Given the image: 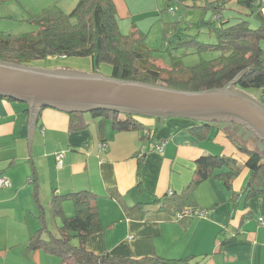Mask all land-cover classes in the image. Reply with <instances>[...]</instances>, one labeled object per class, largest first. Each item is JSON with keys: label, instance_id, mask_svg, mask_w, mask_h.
Listing matches in <instances>:
<instances>
[{"label": "crops", "instance_id": "1", "mask_svg": "<svg viewBox=\"0 0 264 264\" xmlns=\"http://www.w3.org/2000/svg\"><path fill=\"white\" fill-rule=\"evenodd\" d=\"M112 1L122 34L139 31L147 38L155 28L161 35L162 0ZM3 2L10 5L8 12L15 11V4L27 7L23 0ZM32 2L44 6L39 10L35 4L30 6L35 7L32 16H38L63 1ZM29 112L25 102L0 97V174L9 181L8 186L0 187V264H59L57 255L30 249L28 242L43 225L58 234L60 218L52 214L50 202L54 195L80 190L98 196L104 228L86 243L95 254L133 259L157 256L168 264H264V196L253 197L244 207L241 193L249 175L247 168L233 180V196L214 178L193 188L191 206L206 209V216L176 219L152 199L184 192L194 177L196 160L203 155L243 158L224 129H211L206 140H199L190 132L195 124L192 119L137 116L138 122L156 131L148 142L140 139L138 131L112 130L104 117L86 114L87 126L71 131L66 111L46 106ZM156 144L162 149L157 150ZM59 152L60 168L56 165ZM113 188L128 206L146 204L144 215H128L108 195ZM61 208L65 217L74 215L70 199H64ZM247 213L249 217L241 222ZM259 217L263 223L258 222ZM231 237L235 239L221 243Z\"/></svg>", "mask_w": 264, "mask_h": 264}, {"label": "trees", "instance_id": "2", "mask_svg": "<svg viewBox=\"0 0 264 264\" xmlns=\"http://www.w3.org/2000/svg\"><path fill=\"white\" fill-rule=\"evenodd\" d=\"M2 0H0V3ZM159 16L162 24V45L166 50L194 46V51L217 52L209 59L184 66L180 57L171 56L169 65H159L146 45V34L132 31L122 34L118 28L116 8L112 0H77L69 11L45 9L33 19L39 26L34 32L14 34L0 31V61L27 66L30 61L48 56L90 57L92 66L101 63L111 66L110 77L156 84L187 91L220 89L239 76L235 87L264 89V0H162ZM170 8L173 12H170ZM199 11L197 19L187 18L189 10ZM169 14V19L164 18ZM182 23H187L182 26ZM189 26L203 31L207 40L198 34H188ZM13 100L8 96H0ZM259 100L264 104V94ZM69 130L87 126L86 114L92 118L104 117L114 131L140 132L142 141H152L155 130L137 121V114L108 109L88 112L68 111ZM190 132L199 140H206L211 129L220 131L232 122H205L194 120ZM234 124V123H232ZM238 127H242L237 124ZM244 128V127H243ZM245 129V128H244ZM249 131V130H248ZM233 142L240 160L233 155H203L196 160L195 174L187 188L175 196L152 198L160 208L175 215L191 206L193 188L207 178H214L233 196V180L242 168L249 171L241 195L244 207L256 196H264V154L239 142L225 131ZM144 152V151H143ZM140 179L138 178V185ZM37 186V184H36ZM108 195L121 204L128 215L141 218L146 204L126 205L116 189ZM97 194L80 190L66 195H54L50 204L52 214L60 218L58 234H52L44 225L29 239L30 249H40L57 255L59 264H168L160 257L133 259L128 256L95 254L86 248L89 237L103 230L97 204ZM70 199L74 215L65 217L61 202ZM196 208V207H189ZM249 214L242 216L243 222ZM234 237L222 240L226 243Z\"/></svg>", "mask_w": 264, "mask_h": 264}, {"label": "water", "instance_id": "3", "mask_svg": "<svg viewBox=\"0 0 264 264\" xmlns=\"http://www.w3.org/2000/svg\"><path fill=\"white\" fill-rule=\"evenodd\" d=\"M238 78L220 89L187 91L0 61V96L25 102L29 113L47 106L66 112L108 109L144 117L232 122L252 132L264 144V104L236 88Z\"/></svg>", "mask_w": 264, "mask_h": 264}, {"label": "rangeland", "instance_id": "4", "mask_svg": "<svg viewBox=\"0 0 264 264\" xmlns=\"http://www.w3.org/2000/svg\"><path fill=\"white\" fill-rule=\"evenodd\" d=\"M23 5H27V7H23V9L18 6V4L13 5L15 11L6 10V8L10 7L8 3L4 5L0 3V31H11L14 34H22L26 32H34L39 26L38 24L32 20L33 14L35 12H30L35 7H38V10L42 6L39 2H32L33 0H23ZM62 5H58L56 9L60 8L63 12H69L77 3V0H62ZM46 2L45 4H47ZM32 4H35L34 8L30 7ZM37 5V6H36ZM28 9V11L26 10ZM52 9H55L52 7ZM199 16V11L197 10H189L188 19L194 18L197 19ZM164 18L169 19V14H164ZM187 23H182V26H186ZM121 31H124L122 27H120ZM188 34H198L199 40H207L204 30L198 31L195 27L189 26L187 29ZM146 45L151 50L152 58L158 61L159 65H169L171 63V56L180 57V61L184 66H190L198 63L201 59H209L211 57L216 56L217 52H201L197 53L194 50V46L190 47H182L180 49H171L166 50L162 45V37L156 33V29H152L148 37L146 38ZM31 68H39L43 70H70L79 73L86 74H99L102 76H109L111 72V66L107 63H101L96 67L92 66L90 57H60V56H48L43 59L32 60L27 65ZM249 96L259 99L262 95V89L259 88H246L244 90ZM138 117H143L138 115ZM145 118V117H143ZM223 128L226 132L230 133L237 139L239 142L246 144L250 148L259 151L264 154V144L250 131L244 129L243 127H238L236 123H227L223 125ZM223 138V137H221ZM242 173V172H241ZM242 176V174H241Z\"/></svg>", "mask_w": 264, "mask_h": 264}, {"label": "built area", "instance_id": "5", "mask_svg": "<svg viewBox=\"0 0 264 264\" xmlns=\"http://www.w3.org/2000/svg\"><path fill=\"white\" fill-rule=\"evenodd\" d=\"M170 12H173L171 8H170ZM100 147L105 148V144L101 143ZM155 148L157 150H161L162 146H161V144H156ZM61 158H62V153L61 152L57 153L56 154V165L58 168L61 167V163H62ZM8 185H9V181L3 175L0 174V187H6ZM207 213L208 212L206 209L186 207L183 210L177 212L175 214V218L176 219H182V218L189 217V216H206ZM258 222L263 223V218L259 217Z\"/></svg>", "mask_w": 264, "mask_h": 264}]
</instances>
